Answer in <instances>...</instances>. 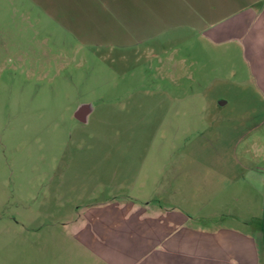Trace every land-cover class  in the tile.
<instances>
[{"label": "rangeland", "instance_id": "1", "mask_svg": "<svg viewBox=\"0 0 264 264\" xmlns=\"http://www.w3.org/2000/svg\"><path fill=\"white\" fill-rule=\"evenodd\" d=\"M62 2L0 0V264H75L73 247L62 243L74 224L88 222L110 191L130 192L108 190L111 176L120 183L127 170L130 183L153 181L157 167L173 161L181 178L202 180L205 165L211 178L224 177L221 218L233 223L228 198L249 176L232 168L237 114L261 112L245 76L233 73L241 69L233 51L187 30L179 7L156 13L162 25L153 39L93 45L59 24L68 12L61 22L52 17L64 15ZM132 7L126 26L114 16L107 31L142 34L138 21L154 11ZM87 103L89 122H77Z\"/></svg>", "mask_w": 264, "mask_h": 264}, {"label": "crops", "instance_id": "2", "mask_svg": "<svg viewBox=\"0 0 264 264\" xmlns=\"http://www.w3.org/2000/svg\"><path fill=\"white\" fill-rule=\"evenodd\" d=\"M132 5L140 12L154 11L148 22L137 20L144 32L140 34L138 28L130 26L134 31L130 30L124 39L107 31L108 22L114 24V16L127 25L125 17L136 11ZM162 7L171 8V12L175 7L184 9L187 30L232 50L231 57L236 55L241 66L233 73L245 76L252 100L260 105L261 112L244 117L237 114L240 139L232 168L237 174L249 176L248 180L237 179V189L229 193L233 209L228 215L233 223H222L221 218L226 211L224 177L211 178L214 169L205 165L209 170L202 180L195 182L188 172L181 178L183 166L173 161L159 165L153 181L138 177L131 185L127 170L122 171L120 183L112 175L108 190L113 191L115 185L117 190L129 185L130 192L110 191L101 203L104 206L91 212L88 222L74 224L72 237L62 243L73 247L75 264H80L82 258L91 264H264V0H63L64 15L52 17L61 22L68 12V21L79 28L67 21L59 24L93 45L125 46L132 36L136 40L153 39L161 33L162 20L159 22L156 13L162 16ZM93 24L98 32L91 31L89 25ZM81 105L89 106L85 121L76 118ZM81 105L74 118L86 124L94 109L89 103ZM258 194L262 200L252 204Z\"/></svg>", "mask_w": 264, "mask_h": 264}, {"label": "water", "instance_id": "3", "mask_svg": "<svg viewBox=\"0 0 264 264\" xmlns=\"http://www.w3.org/2000/svg\"><path fill=\"white\" fill-rule=\"evenodd\" d=\"M89 106L88 105H82L79 107L76 113V118L80 121H85V116L87 115Z\"/></svg>", "mask_w": 264, "mask_h": 264}]
</instances>
